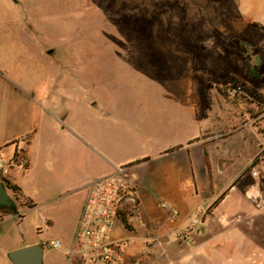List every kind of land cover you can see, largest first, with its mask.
<instances>
[{
	"label": "rangeland",
	"instance_id": "rangeland-1",
	"mask_svg": "<svg viewBox=\"0 0 264 264\" xmlns=\"http://www.w3.org/2000/svg\"><path fill=\"white\" fill-rule=\"evenodd\" d=\"M19 1L18 14L34 31H38L36 25L41 28V46L56 43L58 47L56 56H14L4 60L6 69L0 68V158L5 163L0 175L4 177L6 171L14 176L22 195L34 203L26 208L15 201L16 214L0 209V264H11L5 252L33 240L42 244L43 264L67 262L66 249L72 242L85 194L78 182L88 176L100 177L98 161L104 158L100 145L117 149L125 159L160 142L149 140L145 121L134 119L135 108L140 112L199 111L208 124L218 111H232L235 106L234 130L224 137L237 132L238 127V131L243 130L245 121L251 129L264 133V113L251 118L241 98L237 103H226L220 97L217 84L225 87L231 98L238 91L236 84L223 83L231 76L232 66L229 55L221 51L229 49L235 40L217 38L219 49L205 50L200 44L203 20L199 5L176 0ZM224 4L225 9H231L230 0ZM127 5H139L145 13L123 12ZM2 10L5 8L0 3ZM241 41L246 47L250 42ZM56 71L57 78L49 77V72ZM21 84L44 88L48 101L55 102V111L38 106L33 127L29 120L32 105L28 103L25 111L20 104L24 96ZM37 92L34 96L40 103ZM239 113L245 117L239 118ZM33 129L35 137L26 139ZM156 129L169 137V141L161 140L162 145L182 142L185 146L195 139L183 140L186 134L179 129ZM211 133L223 135L221 130ZM239 137L233 138L235 146ZM247 137L256 150L258 140L253 134ZM15 150L18 160L13 162ZM263 154L264 148L259 157ZM121 166L130 169L134 164ZM17 214L24 217L18 219ZM40 215L53 222L38 233L37 228L43 225ZM56 240L59 246L52 245ZM167 248L162 264H176L175 245Z\"/></svg>",
	"mask_w": 264,
	"mask_h": 264
},
{
	"label": "crops",
	"instance_id": "crops-1",
	"mask_svg": "<svg viewBox=\"0 0 264 264\" xmlns=\"http://www.w3.org/2000/svg\"><path fill=\"white\" fill-rule=\"evenodd\" d=\"M184 1L200 6L203 20L201 46L205 50L219 49L217 38L235 40L229 49L225 46L227 52L221 49L229 55L231 76L240 85L264 95V0H230V10L225 9V0L175 2ZM0 3L5 8L0 11V68L6 69V61L14 56L19 59L30 58L32 53L56 56L58 44L41 46L38 40L41 28L36 25L38 31H34L23 15L18 14L16 4L20 5V1L0 0ZM122 11L145 13L139 5L135 8L124 6ZM243 39L250 41L247 47L242 45ZM49 77L57 78V71L49 72ZM19 86L24 95L21 107L26 111L28 103L32 105L30 127L36 123L38 106L41 110L52 108L55 111V102L48 101L44 88ZM35 91L39 93L40 103L38 96H34ZM220 97L228 102L222 95ZM134 110V119L145 121L149 140L160 142L125 159L117 149L100 145L104 158L98 161L100 172L97 174L103 177L112 174L117 165L134 164L122 173V178L137 189L141 220L134 221L131 228L118 225L115 230L119 237L131 239L124 249L125 257L128 260L139 258L142 264H162L168 245H175L176 264H264V158L259 157L264 148L263 131L251 129V124L245 121L243 130L238 131V127L237 132L224 137L234 130L232 125L237 120L235 106L232 111H218L208 124L204 123L199 111ZM243 116L244 113H239L238 117ZM169 127L182 130L186 134L183 140L195 138L194 141L185 146L182 142H175L177 144L172 146L159 144L161 140L169 141V137L157 133L156 128L167 130ZM214 130H221L223 135L212 134ZM252 134L259 142L256 150L250 147L247 137ZM239 135V145L235 146L233 138ZM253 170L256 175L252 174ZM3 175L16 184L15 177L9 172L5 171ZM92 179L88 176L78 182L80 189L83 190ZM84 199L85 194L83 202ZM163 203H167L169 209L161 207ZM198 205L206 206L207 214L188 237L183 236ZM40 220L43 225L37 228L38 233L53 222L43 215ZM34 243L38 241H30L24 246ZM3 255L9 260L6 252Z\"/></svg>",
	"mask_w": 264,
	"mask_h": 264
},
{
	"label": "built area",
	"instance_id": "built-area-1",
	"mask_svg": "<svg viewBox=\"0 0 264 264\" xmlns=\"http://www.w3.org/2000/svg\"><path fill=\"white\" fill-rule=\"evenodd\" d=\"M5 163L0 158V169ZM126 166H116L115 171L90 180L84 186L85 199L81 206L72 242L66 249V264H142L139 258L128 260L125 247L131 239L115 234L116 226L123 227L124 219L130 225L141 220L137 189L122 178ZM256 175L255 170L252 171ZM161 207L168 208L167 203ZM208 208L198 205L185 227L183 236L188 237L202 219ZM53 246H59L56 240Z\"/></svg>",
	"mask_w": 264,
	"mask_h": 264
},
{
	"label": "trees",
	"instance_id": "trees-1",
	"mask_svg": "<svg viewBox=\"0 0 264 264\" xmlns=\"http://www.w3.org/2000/svg\"><path fill=\"white\" fill-rule=\"evenodd\" d=\"M227 82H232V83L236 84V86H238V91H236L234 98H231L230 92L225 87H222L221 84L216 85L217 91L227 101L237 103L239 101V98H241L240 101H241V103L245 104L244 105L245 108L249 107L247 110V113L250 115L251 118L257 117L260 114L264 113V95L262 93L252 91V90L246 88L245 86L240 85L236 81V79L232 76H229L226 80H224L223 83L226 84ZM253 106H255V108ZM34 134H35V129H33L32 132L26 134V139H28V138L30 139L31 137L34 136ZM17 155H18V151L15 150L14 156L12 158L13 161L18 160ZM262 158H264V154L262 155ZM0 180L3 181L7 190H9L11 192L12 199H14L16 201V203H18L20 206L26 207V208H31L34 206V203L32 202V200L24 197L21 193L19 186L16 185L15 183H13L11 181V179H9L7 177H3L2 175H0ZM17 216H18V219H22L24 217L22 214H17ZM123 226H124V228H131V225H130V223L127 222V219H124Z\"/></svg>",
	"mask_w": 264,
	"mask_h": 264
},
{
	"label": "water",
	"instance_id": "water-1",
	"mask_svg": "<svg viewBox=\"0 0 264 264\" xmlns=\"http://www.w3.org/2000/svg\"><path fill=\"white\" fill-rule=\"evenodd\" d=\"M0 209H6L13 214L18 212L15 200L9 196L7 188L0 180ZM7 257L12 264H43V248L34 243L9 251Z\"/></svg>",
	"mask_w": 264,
	"mask_h": 264
},
{
	"label": "flooded vegetation",
	"instance_id": "flooded-vegetation-1",
	"mask_svg": "<svg viewBox=\"0 0 264 264\" xmlns=\"http://www.w3.org/2000/svg\"><path fill=\"white\" fill-rule=\"evenodd\" d=\"M5 177V176H4ZM9 191V190H8Z\"/></svg>",
	"mask_w": 264,
	"mask_h": 264
}]
</instances>
